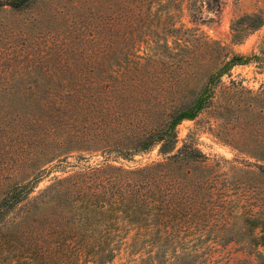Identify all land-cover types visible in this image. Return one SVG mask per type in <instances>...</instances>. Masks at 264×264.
<instances>
[{"label":"trees","instance_id":"obj_1","mask_svg":"<svg viewBox=\"0 0 264 264\" xmlns=\"http://www.w3.org/2000/svg\"><path fill=\"white\" fill-rule=\"evenodd\" d=\"M222 5L0 0V264H218L213 246L264 247V86L230 87L239 109L221 139L248 158L241 167L220 172L195 145L177 148L178 126L207 109L224 76L264 69V38L258 53L230 57L182 22L186 6L203 22ZM263 26V12L240 16L231 43ZM156 147L155 164H114ZM87 156L102 161L33 195L52 165ZM150 207L159 230L211 223L220 234L132 235Z\"/></svg>","mask_w":264,"mask_h":264},{"label":"rangeland","instance_id":"obj_2","mask_svg":"<svg viewBox=\"0 0 264 264\" xmlns=\"http://www.w3.org/2000/svg\"><path fill=\"white\" fill-rule=\"evenodd\" d=\"M263 12L264 0H223L222 9L219 13L209 12L203 9V22H192L190 14L185 7L182 15V22L187 28H196L199 33L204 34L211 41H218L226 47L227 55L230 57L233 54L242 56H250L258 53V45L264 38V26L252 33L243 44L234 45L231 43L230 26L233 20L245 14H255ZM85 14V13H83ZM70 16V15H69ZM67 23V22H66ZM58 25V24H55ZM70 25V24H68ZM59 26V25H58ZM223 58L221 59V61ZM219 66V61L214 67ZM212 68V66H211ZM232 81L241 82L244 86L253 90H258L264 86V69L257 62H252L244 66H236L231 72L222 78L221 84L216 89V96L212 103L205 109L195 120L184 121L177 128L180 149L184 143L195 145L209 158V163H220L221 171L228 170L230 165L238 167L248 158L241 154L230 144L221 139V134L229 129H234L232 117H235L239 109L233 102V95L230 87ZM204 78H200L192 85V92L198 94L204 85ZM179 102L180 104H184ZM89 157V156H87ZM163 157L159 154V148L135 156L131 160L118 159L114 162L117 166H122L125 169H139L145 166L155 164L162 161ZM102 161L99 157H89L87 161L75 159L71 157L67 162L59 165V169L50 170L38 184L33 195H37L48 186H50L57 178L64 177L73 171L78 170L77 165L89 164L95 165ZM58 164V163H55ZM150 215L145 221V228L140 224L133 227L131 234H175L183 236L190 234V237L198 236L199 234H220L211 223H205V227L199 228L194 224H190L189 228L185 229L181 226L175 230H159L154 224L156 220V210L148 209ZM204 226V225H202ZM179 233V234H177ZM215 253L212 261H218V264H264V247H261L257 252L250 250H240L238 245L232 244L229 246H213ZM117 261L116 264H119Z\"/></svg>","mask_w":264,"mask_h":264}]
</instances>
